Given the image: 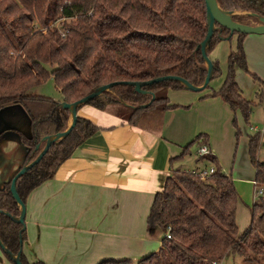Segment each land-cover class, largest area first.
Here are the masks:
<instances>
[{"label":"trees","instance_id":"16d2710c","mask_svg":"<svg viewBox=\"0 0 264 264\" xmlns=\"http://www.w3.org/2000/svg\"><path fill=\"white\" fill-rule=\"evenodd\" d=\"M216 2L222 11L235 13L231 15L234 22L245 24L241 20H247L252 22L245 25L256 26L259 18H264V0ZM60 19L63 23L58 28L55 25ZM206 33L204 0H0V112L18 105L28 115L31 134L17 133L26 150L22 168L37 159L46 137L69 128L70 111L63 103L73 104L104 86L119 83L79 107L71 133L54 142L42 160L18 179L20 198L26 203L34 190L55 177L77 148L101 131L79 115L82 108L102 112L126 108V120L132 125L146 112L177 108L169 105L166 93L187 90L179 82L163 81L143 87L142 92L123 83L175 76L200 87L207 75L199 49ZM235 35L237 46L227 57L224 81L211 96L220 97L247 123L252 103L244 99L235 81L237 70L249 73L243 48L246 35L233 33L229 37L228 30L216 25L206 55L209 58L221 41ZM211 63L210 81L221 74L218 62ZM52 79L61 100L32 92ZM207 145L208 137L199 134L170 161L182 159L191 146ZM258 145V136L249 137L253 181L264 189V162L257 161L255 155ZM198 159L213 165L211 175L201 180L177 168L154 196L147 225L151 232L169 231L170 239L164 236L162 248L137 263L110 260L100 264H220L229 253L264 256V193L255 198L250 224L239 234L235 220L238 196L231 177L222 172L209 150ZM11 183L0 190V242L16 256L23 250L27 233L14 220L21 209L11 194ZM21 261L30 264L23 252Z\"/></svg>","mask_w":264,"mask_h":264},{"label":"crops","instance_id":"0c3cea01","mask_svg":"<svg viewBox=\"0 0 264 264\" xmlns=\"http://www.w3.org/2000/svg\"><path fill=\"white\" fill-rule=\"evenodd\" d=\"M252 38L246 36L243 46L256 40ZM225 41L209 55L211 61L221 66L220 84L214 85V92H218L225 78ZM253 50V56H264L263 45ZM245 54L250 63L252 51ZM211 95L208 90L201 95L169 90L168 103L177 108L146 112L134 125L126 120L129 113L126 108L118 111L115 107L105 112L82 108L79 115L94 122L101 131L77 148L52 180L29 195L25 218L27 240L22 250L27 261L30 264H100L110 260L137 263L159 251L163 240H158L156 235L161 236L163 231L151 232L148 225L143 227L134 213L135 206L142 200L150 204L155 194L162 191L164 179L175 170L170 159L181 154L182 148L200 131L209 133L204 122L215 123L220 129L229 124V107L220 97ZM201 101L204 111L194 116L189 109ZM211 107L216 110L212 115ZM17 133L31 134L28 115L18 105L6 107L0 112V190L12 181L25 160L26 150ZM206 147L216 159L219 157L220 165L216 144L208 141ZM198 161L203 165L201 170L180 169L201 172L211 168H207L209 162ZM231 179L235 187L236 180ZM250 182L255 197L256 190L261 188ZM236 193L239 200L240 194L237 190ZM243 199L248 206V197ZM0 264H15L1 245Z\"/></svg>","mask_w":264,"mask_h":264},{"label":"rangeland","instance_id":"374dc122","mask_svg":"<svg viewBox=\"0 0 264 264\" xmlns=\"http://www.w3.org/2000/svg\"><path fill=\"white\" fill-rule=\"evenodd\" d=\"M241 22L246 24L247 22L251 23L252 21L249 22L247 20H241ZM62 23H63L62 19L57 20L55 26L61 28ZM50 27H53V22L50 24ZM42 28L43 27L40 26L41 31L44 30ZM262 36L263 35H247V37H254L252 39H256V40H251L250 42H247L248 44H245L243 46L244 52L246 47V52L252 51V56H253V52H254L253 49L255 46L257 45L264 46V38H262ZM237 39L238 37L237 35H235L230 40L225 41L224 45L226 47L227 55L229 54V51L234 52L236 50ZM218 51L219 48L217 52ZM227 55L223 54L225 72L227 67L226 64ZM252 61H250V63L246 61L249 73L240 70H237L235 73V81L241 90L242 96L244 97V99L252 103V108L248 122L247 123L244 122L239 112L233 113L228 108L231 113V118L228 125H223L222 129H220L219 127H216L218 125H216L215 123H206L204 122L203 119L201 120V123L204 122V128H207L210 131L209 133L207 131L199 132L201 134L206 135L210 143L214 142L216 144L220 154V167L222 172L224 174L231 176L233 179L236 180L235 189L240 194L238 205L235 212V220L239 234L242 233L249 226L251 220V206L255 198L258 196L255 195L254 197L253 195L254 186H252L253 183L250 182V180L252 181L254 180L255 170L254 167L251 165L248 154L249 137H253V136L259 137V145L256 149L255 155L257 161L264 162V56L261 58L260 56H253ZM220 67L221 66H219V68ZM225 72L223 73L224 76H225ZM252 74L258 78L257 81L254 80ZM220 77L221 74L218 78L211 80L207 89L201 92H192L188 90L186 91L187 93H191L192 95H198V94L201 95L206 90L213 92L214 85L220 84L219 83ZM32 92L36 95L48 96L55 98L56 100L62 99V95L55 87L53 79L49 80L47 83L42 84L38 88H35ZM203 103L204 102L201 101L197 106L192 105L190 107L189 110L194 116H198L199 114L200 115L202 114V112L204 111ZM210 110H211L209 111L210 115L213 114L212 111L216 112L215 107H211ZM141 121H143V117ZM69 125H70V121H69ZM237 131L239 132V134L236 137ZM183 149L184 147L181 150L182 152ZM197 150H198L197 146H191L189 149V154L184 155L183 158L180 160L179 159L174 160L173 161V167H175L174 169L182 167L194 171L201 170L199 168H202L203 165L198 161V157L196 155ZM218 158L219 157L217 156V159ZM217 161L219 163V159ZM209 167H213V165L209 164L207 168ZM261 189L263 190L262 193H264V189L263 188ZM247 197L249 203L248 206H246V204L243 203L244 201L243 198H247ZM152 203H153V199L150 202V204H148V201L146 204V201L142 200L141 202L136 203L134 210V213L136 214V218H139V220H141L143 224V227L146 228H147V218L149 216ZM161 233H162L161 236L159 235V233H157L156 235V238L160 241L164 239V233L163 232ZM220 264H264V256H254L252 254H249L247 255V257H242L235 253H229L222 260Z\"/></svg>","mask_w":264,"mask_h":264},{"label":"water","instance_id":"95a60500","mask_svg":"<svg viewBox=\"0 0 264 264\" xmlns=\"http://www.w3.org/2000/svg\"><path fill=\"white\" fill-rule=\"evenodd\" d=\"M204 3H205V10H206V18H207V33H206L205 39L202 41V43L199 46L201 56L207 68V75H206V78L204 79L203 84L200 87H194L186 80L175 77V76L160 77V78H157L151 81H146V82H133V83L125 82L123 84H129L131 86H134L137 92H142V88L145 86L158 84L163 81H176V82L181 83L189 91L201 92L209 84L210 79H211L212 63H211V60L206 55V48H207L209 41L211 40V37H212V34L214 32L216 25L220 28H224L228 30L229 37L233 35V33L243 34L246 36L247 35H264V18H259V22H260L259 25L249 26V25L238 23V22H234L231 19V15H233L234 13L222 11L220 7L218 6L216 0H204ZM116 84H119V83H113V84L104 86L101 89L97 90L96 92L92 93L91 95L73 104L63 103L62 107L70 111L69 128L66 131L61 132L57 135L46 137L44 139L45 141H47L46 146L42 150L40 155L37 157V159L31 162L29 165H26L22 169H20V171L12 179L11 188H10L11 194L13 195V197L15 198L16 202L18 203L21 209L19 217L14 218V220L22 224L21 231H23L26 227L25 218H26L27 208H26V203L20 198L17 192L16 184H17L18 179L21 178L23 175H25L30 169H32L35 165H37L42 160V158L46 155L50 146L54 142H57L67 137L71 133V131L75 128L77 121H78L79 107H81L84 104L89 103L93 98L102 95L105 91H109V89L112 88ZM154 99H155V96H153V100ZM39 149H40V146L37 147V150ZM1 211L2 210L0 209V212ZM7 214L9 215V213ZM0 245L2 249L5 251V253L8 254L13 259L15 264H22V261H21L22 251H20L16 256H13L9 251H7L4 248L1 242H0Z\"/></svg>","mask_w":264,"mask_h":264},{"label":"built area","instance_id":"2783aa9c","mask_svg":"<svg viewBox=\"0 0 264 264\" xmlns=\"http://www.w3.org/2000/svg\"><path fill=\"white\" fill-rule=\"evenodd\" d=\"M207 153H208V150L206 149L205 146H201L197 150V156L198 157L206 155ZM192 173H194L196 176H198L201 180H204L207 176H209V175H211L213 173V167H211L207 171L192 172ZM262 192H263L262 189H258L255 194L256 195H262ZM170 236L171 235H170L169 231L167 230L166 233H165V238L166 239H170Z\"/></svg>","mask_w":264,"mask_h":264}]
</instances>
